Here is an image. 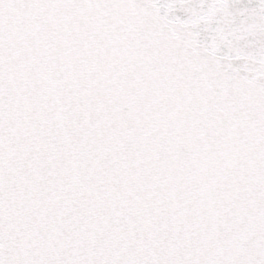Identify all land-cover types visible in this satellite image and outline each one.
<instances>
[{
	"label": "snow or ice",
	"instance_id": "obj_1",
	"mask_svg": "<svg viewBox=\"0 0 264 264\" xmlns=\"http://www.w3.org/2000/svg\"><path fill=\"white\" fill-rule=\"evenodd\" d=\"M0 264H264V0H0Z\"/></svg>",
	"mask_w": 264,
	"mask_h": 264
}]
</instances>
